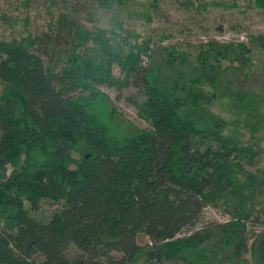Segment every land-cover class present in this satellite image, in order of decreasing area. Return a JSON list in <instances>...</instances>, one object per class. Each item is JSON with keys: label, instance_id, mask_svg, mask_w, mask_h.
<instances>
[{"label": "trees", "instance_id": "obj_1", "mask_svg": "<svg viewBox=\"0 0 264 264\" xmlns=\"http://www.w3.org/2000/svg\"><path fill=\"white\" fill-rule=\"evenodd\" d=\"M253 3L264 9V0ZM47 27L66 51L46 60L30 40H0V264H163L197 257L216 240L235 252L254 202L256 178L240 165L248 148L218 128L196 127L185 97L156 86L150 67L137 105L149 127L124 133L98 86L116 85L114 64L124 76L137 73L147 45L65 15ZM250 41L264 47V39ZM205 53L198 66L212 70ZM246 96L234 99L240 105ZM42 199L57 206L36 217ZM206 206L231 219L192 231Z\"/></svg>", "mask_w": 264, "mask_h": 264}, {"label": "rangeland", "instance_id": "obj_2", "mask_svg": "<svg viewBox=\"0 0 264 264\" xmlns=\"http://www.w3.org/2000/svg\"><path fill=\"white\" fill-rule=\"evenodd\" d=\"M60 15L84 28L111 31L128 44L147 45L137 73L124 76L114 64L111 72L116 85L98 86L114 110L113 122L124 133L149 127L138 115L137 105L145 99L142 83L150 67L156 86L185 97L183 111L196 127L218 128L223 135L235 136L238 146L250 152L240 163L256 178L252 215L243 221L247 234L241 235L242 244L231 252V247L221 248V240L204 243L197 257L186 255L185 261L163 264H264V47L250 41L264 39V9L255 7L253 0H109L108 8L97 7L94 0H0V40H30L45 60L47 52L60 55L66 51L64 40L50 39L47 30ZM210 44L224 56L211 53ZM228 44H243L249 52L242 54ZM199 50L206 52L212 70L198 66ZM168 52L173 59L166 63ZM238 94L247 95L240 104L243 108L234 99ZM56 206L42 199L33 214L45 217ZM230 219L228 213L206 206L191 230ZM179 235L188 234L182 230ZM257 236L251 252L250 242ZM135 240L142 245L147 238L140 233ZM133 264H144L143 257Z\"/></svg>", "mask_w": 264, "mask_h": 264}]
</instances>
